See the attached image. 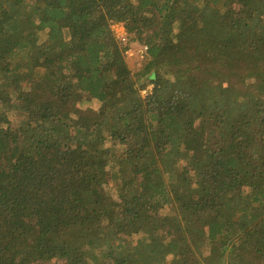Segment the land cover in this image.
<instances>
[{
    "label": "trees",
    "instance_id": "1",
    "mask_svg": "<svg viewBox=\"0 0 264 264\" xmlns=\"http://www.w3.org/2000/svg\"><path fill=\"white\" fill-rule=\"evenodd\" d=\"M0 264H264V0H0Z\"/></svg>",
    "mask_w": 264,
    "mask_h": 264
},
{
    "label": "built area",
    "instance_id": "2",
    "mask_svg": "<svg viewBox=\"0 0 264 264\" xmlns=\"http://www.w3.org/2000/svg\"><path fill=\"white\" fill-rule=\"evenodd\" d=\"M111 29L115 38L119 41V43L123 46H126L124 53L125 55L127 56L137 55L141 59L144 57L148 49L147 45L140 46L137 49L136 53L134 54L133 50L131 49L132 46L131 45L129 46V35L124 22L121 21L112 22ZM143 92L146 93V90H144Z\"/></svg>",
    "mask_w": 264,
    "mask_h": 264
},
{
    "label": "rangeland",
    "instance_id": "3",
    "mask_svg": "<svg viewBox=\"0 0 264 264\" xmlns=\"http://www.w3.org/2000/svg\"><path fill=\"white\" fill-rule=\"evenodd\" d=\"M131 37V35H130ZM132 46L131 49L133 50L134 54L136 53L137 49L142 46V45H146L143 41L141 40H136L133 41L129 44V46ZM126 58V62L128 64V66L132 69V71L134 72V77L135 79L138 80L137 85H141L142 83H144V79L142 80V78H138L137 74H135L137 71H139L142 67H143V63H141V58H139L137 55H133V56H127L125 55ZM152 88V85H149V87H147L146 93H148L149 89ZM144 91V90H143ZM141 92V95L144 96L146 93ZM19 117V116H17Z\"/></svg>",
    "mask_w": 264,
    "mask_h": 264
}]
</instances>
